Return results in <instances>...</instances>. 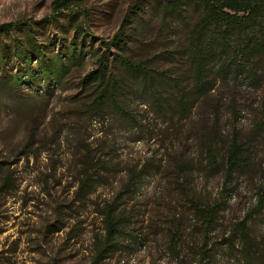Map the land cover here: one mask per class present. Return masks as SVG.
<instances>
[{
  "label": "rangeland",
  "instance_id": "rangeland-1",
  "mask_svg": "<svg viewBox=\"0 0 264 264\" xmlns=\"http://www.w3.org/2000/svg\"><path fill=\"white\" fill-rule=\"evenodd\" d=\"M54 1L0 0V26L30 25L48 56L60 52L67 61L72 44L83 53V62L68 60L64 84L51 87L52 80L36 78L14 89L0 83V264H92L109 207L121 229L98 264H198L202 245V264H264V205L258 204L264 133L253 135V123L264 118V90L243 98L227 91L247 107L235 129L249 162L226 180L229 115L216 127L203 108L184 123L168 114L158 118L140 105L147 102L132 85L127 102L136 123L128 127L109 110L91 108L94 89L80 85L94 68L89 48L103 49L124 19L134 61L183 75L195 18L166 19L160 5L170 0H59L69 8L57 14ZM34 63L9 60L0 75L21 78ZM204 123L213 127L209 143L196 138ZM205 144L214 163L205 159ZM196 207L217 211L207 230ZM243 220L247 243L230 235Z\"/></svg>",
  "mask_w": 264,
  "mask_h": 264
},
{
  "label": "trees",
  "instance_id": "trees-1",
  "mask_svg": "<svg viewBox=\"0 0 264 264\" xmlns=\"http://www.w3.org/2000/svg\"><path fill=\"white\" fill-rule=\"evenodd\" d=\"M68 3L54 1V14L67 10ZM160 8L166 19L181 20L185 14L195 18L184 48L183 75L156 70L145 62L134 61L127 51L129 36L125 24L127 20L124 19L113 37L101 43L103 49L89 48L95 58L94 68L80 80V85L84 89H94L91 108L109 110L128 127L136 123L129 113L127 102L132 85L138 87V98L147 102L140 105L149 108L158 118L168 114L170 118L177 116L184 123L190 121L199 108H203L209 111L216 127L225 115H229L233 127L222 160L224 179L229 180L235 174L244 172L249 155L247 146L241 142L235 129L239 114L247 107L239 104L227 91L243 98L250 95L256 97L264 90V0H170ZM74 20L75 17L70 16L68 24H73ZM50 21L55 20L52 18ZM75 29V35L82 33L80 27ZM84 39L87 44L92 43L90 37L85 36ZM45 48L39 44L36 31L30 25H1L0 70L12 59L22 64H31L33 60L35 63L21 78L0 75V83L15 89L26 82L32 84L33 80L39 78L47 83L52 80L51 87L61 85L66 79L68 60H71L69 65L83 62L82 50L74 44L67 51V61L60 52L46 55ZM263 106L260 109L264 113ZM204 124L196 138L202 140L201 143H209L205 137H214L213 127ZM253 125L254 137L264 133V118ZM202 148L206 161L214 163L216 157L213 148L206 144ZM258 204L264 205V193L258 196ZM194 211L205 230L214 224L215 208L196 207ZM114 214L113 207L104 213L105 235L97 247L92 264H98L103 254L116 245L121 219ZM230 235L231 239L237 237L247 243L249 236L245 221L236 223ZM245 247L250 248L249 244H245ZM197 252L198 264H202L204 245Z\"/></svg>",
  "mask_w": 264,
  "mask_h": 264
}]
</instances>
